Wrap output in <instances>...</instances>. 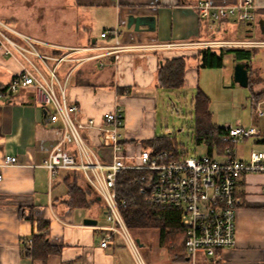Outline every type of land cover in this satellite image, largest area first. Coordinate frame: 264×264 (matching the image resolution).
<instances>
[{
    "label": "crops",
    "instance_id": "1",
    "mask_svg": "<svg viewBox=\"0 0 264 264\" xmlns=\"http://www.w3.org/2000/svg\"><path fill=\"white\" fill-rule=\"evenodd\" d=\"M198 1L59 0L50 3L48 8L53 7L63 16L61 22L46 19L44 28L31 22L27 29L19 20L24 28L20 31L57 46H127L91 58L87 56L105 50L72 52L62 49L61 54L67 56L57 64V76L65 85L66 101L77 106L74 119L93 118L96 122L95 127L81 129L80 133L101 162L111 161L116 139L103 122V114L116 106L123 113L118 141L124 155L134 154L141 144L139 140L156 135L149 125L139 124V120L146 110L155 109L157 91L163 88L158 84V72L165 61L183 58V87L196 82L199 68H208L201 66L200 49L204 47L216 53L221 49L241 47L250 49L251 56L264 49V46L237 44L264 40V24L260 25L264 23V0H253L256 18L246 22L234 16L224 20L201 17L195 6ZM210 1L215 5H235L242 0ZM128 14L153 15L154 29L127 27ZM0 15V19L9 17L1 8ZM97 25H100L99 38L93 36ZM107 29L111 32L102 37L100 33ZM206 41L214 45L179 46L180 43ZM5 47V43L0 44V87L7 86L23 68H29L20 55L6 54ZM37 48L41 53L55 55L52 53L55 47L39 45ZM226 54L235 61L248 62V80L250 71L255 80L260 76L257 83L264 79L263 68L258 66L261 60L253 64L250 59L238 60L228 52L223 57ZM192 57H200V60L193 61ZM29 58L47 75L46 66L38 57L29 55ZM47 62L55 64L53 59ZM257 83L254 91H257L254 88ZM257 101L252 102L255 105ZM51 111L50 105L38 101L32 86H21L15 93H9L6 88L0 91V162L5 155L17 158L16 164L3 166L1 171L0 264H126L119 253L121 248L128 246L118 235H111L105 247L100 245L107 234L105 228L97 227L105 223H99L97 216L103 208L93 209L91 202L92 207L87 209L67 204L70 184L91 189L82 172L58 169L51 174L42 165L62 133L60 122L45 121V115ZM256 128L260 134L255 142L264 146V125ZM67 149L74 151L73 145H68ZM235 154L243 158L236 150ZM91 194L96 201L100 200L96 193L91 191ZM235 195L239 201L235 213V244L221 249L215 257H198V264H264V173L243 174L237 182ZM85 218L96 219V225L85 224ZM43 233L59 251L44 259L24 255V249L32 243V236ZM181 262L189 264L186 255Z\"/></svg>",
    "mask_w": 264,
    "mask_h": 264
},
{
    "label": "built area",
    "instance_id": "2",
    "mask_svg": "<svg viewBox=\"0 0 264 264\" xmlns=\"http://www.w3.org/2000/svg\"><path fill=\"white\" fill-rule=\"evenodd\" d=\"M199 16L212 20H224L230 16L239 21H252L256 18L253 0H242L235 5H215L210 0H200L196 3ZM107 29L100 33L103 37L110 33ZM6 44L5 53L16 52L25 59L29 68H23L13 76L6 86V91L15 93L21 86H32L38 101L50 105L52 111L45 115V121L60 122L62 133L60 139L43 160L51 174L58 169H78L82 172L90 188L104 204L105 223L97 227L105 228L107 234L100 240L105 247L111 235H118L128 246L139 264H144L140 258L137 240L130 235L120 212L116 190V177L122 169L139 170L136 178L139 191L146 195L149 202L169 207L178 211L180 224L184 230L183 246L189 264H198V257H215L225 247L235 244V213L239 201L235 195L239 178L246 173H264V147L251 149L247 158H239L235 154V146H227L220 156L206 154L203 156H187L184 152L168 150L153 151L143 148L137 154L124 155L119 130L123 126V113L119 107L103 114V122L116 138L113 143L112 159L101 162L95 151L82 138L80 130L96 126L93 118L76 121L73 117L77 109L75 104H69L65 98V85L57 76V64L67 55L49 56L41 53L37 46L44 45L69 51L92 49L105 50L97 55L122 50L127 46H98L89 44L80 46H57L48 41L35 38L0 19V44ZM212 46V41L186 42L179 46L192 45ZM241 46H264V40H246L237 42ZM95 46V47H93ZM178 46V45H177ZM29 55L38 57L46 66L47 75L33 63ZM53 59L54 65L48 60ZM264 99L255 103L259 116L264 114L262 105ZM227 134L221 140L230 145H236L240 140L251 136H259L255 126L244 127L240 123L227 125ZM73 145L74 151L67 149ZM17 163V158L5 155L0 162V179L2 167ZM31 239L29 240V244Z\"/></svg>",
    "mask_w": 264,
    "mask_h": 264
},
{
    "label": "rangeland",
    "instance_id": "3",
    "mask_svg": "<svg viewBox=\"0 0 264 264\" xmlns=\"http://www.w3.org/2000/svg\"><path fill=\"white\" fill-rule=\"evenodd\" d=\"M57 1L59 0H0V8L6 11V16H9H3L1 20L22 30L24 28L21 22L26 24L27 29L31 22L39 28H44L48 22L46 19H49L50 22H61L63 18L53 7L48 8L50 3ZM49 24L51 25V23ZM99 29L100 25H97L93 31V36L96 38H99ZM14 54L17 55L16 52ZM192 60L198 61L200 57H192ZM250 60L253 64L261 60V64L258 66L263 68L262 75L264 76V49L254 53ZM236 62L232 56L226 54L223 57L222 67L199 68V74L194 84L189 83L177 89H158L155 98V109L146 110L140 117L139 124L149 125V128L153 129V133L156 135L164 134L173 137L180 146L179 151L184 152L187 156L206 155L208 146L205 143L195 141L194 96L199 89L209 99L211 121L216 126H234L237 122H240L244 127L263 126L264 115L259 116L257 114L256 106L252 102L251 88L240 86L233 79ZM258 76L257 78L260 79V76ZM257 84L254 87L255 90L263 89L264 79ZM262 108L264 110V105H262ZM256 138V136H251L236 143L237 155L247 158L251 149L263 148L262 143L255 142ZM139 142L141 144L134 151V154H137L143 148H150L143 139ZM213 154L216 157L220 156L216 154L215 150ZM81 188L84 189V187ZM91 197L92 194L88 196V199H91ZM69 198L70 194L68 195ZM91 203L94 206L93 209L98 206L104 209L102 200H95L94 203ZM92 205L88 204L83 208L87 209ZM103 209L97 215L99 223L105 221ZM128 231L134 240H139L137 242L138 253L144 264H184L181 262L184 257L181 249L171 253L168 250V241L164 245H160L157 229L128 228ZM119 256L126 264H139L133 253L125 246L120 249Z\"/></svg>",
    "mask_w": 264,
    "mask_h": 264
},
{
    "label": "trees",
    "instance_id": "4",
    "mask_svg": "<svg viewBox=\"0 0 264 264\" xmlns=\"http://www.w3.org/2000/svg\"><path fill=\"white\" fill-rule=\"evenodd\" d=\"M226 52L232 53L238 60H249L252 51L241 47H232L221 49L219 53H216L210 47H204L200 49L201 66L208 68L222 67L223 55ZM52 53L57 55L61 53V50L54 48ZM245 63L247 69L250 70L248 62ZM184 68L183 58H173L165 61L158 72L159 86L167 89L180 88L183 84ZM252 76V72L250 71L248 86L252 90L253 100L257 101L264 98V88L254 91L253 86L260 79L255 80ZM5 88L6 85L1 86L0 91H4ZM194 112L195 141L197 143H205L208 146L207 154L214 155L213 151L215 150L217 155H222L227 146H235L221 140V137L227 134V128L225 126H216L212 123L209 99L199 89L194 96ZM144 142L153 151L165 149L176 153L180 147L173 137L164 134L155 135L150 139L144 140ZM140 173L139 170L122 169L116 177L117 198L120 202L124 201V204L120 205V212L126 226L128 228L144 227L157 229L160 245H164L168 241L167 246L171 253L181 249L183 256H185L183 246L184 230L180 224L178 211L149 202L146 195L139 191V182L136 178H138ZM91 191L94 192L87 187L82 189L77 185L70 184V198L67 200V204L73 207L87 206L90 202L95 201L94 197L88 199ZM58 251L59 247L49 243L43 233L32 236V243L24 249V255L44 259L48 254Z\"/></svg>",
    "mask_w": 264,
    "mask_h": 264
},
{
    "label": "water",
    "instance_id": "5",
    "mask_svg": "<svg viewBox=\"0 0 264 264\" xmlns=\"http://www.w3.org/2000/svg\"><path fill=\"white\" fill-rule=\"evenodd\" d=\"M127 27L133 25L135 30H138L141 26H146L147 29L153 30L155 27V17L149 14H142V15H135V14H128L127 15ZM264 23L260 22L262 26ZM233 79L237 82L240 86L247 87L248 86V69L246 63L244 61H237L234 70H233ZM98 199L100 197L98 196ZM85 224H93L96 225L97 220L93 218H85L83 220ZM138 241V239H136Z\"/></svg>",
    "mask_w": 264,
    "mask_h": 264
}]
</instances>
